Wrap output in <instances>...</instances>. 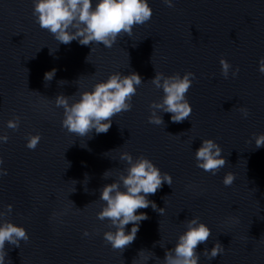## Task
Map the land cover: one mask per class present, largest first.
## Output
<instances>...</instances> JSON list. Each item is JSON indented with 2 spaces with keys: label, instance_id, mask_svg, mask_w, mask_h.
I'll use <instances>...</instances> for the list:
<instances>
[{
  "label": "water",
  "instance_id": "obj_1",
  "mask_svg": "<svg viewBox=\"0 0 264 264\" xmlns=\"http://www.w3.org/2000/svg\"><path fill=\"white\" fill-rule=\"evenodd\" d=\"M149 3L151 20L108 49L77 40L59 45L33 16L34 0H0V134L9 136L0 143L8 169L0 178V210L12 204L6 218L30 236L20 247L6 244L10 261L5 264H132L141 249L155 254L142 264H163L166 249L175 246L186 219L195 216L212 228L207 244L197 248L200 264H264V147L256 149L253 138L264 133V74L259 71L264 0H175L172 8L163 0ZM221 57L232 70L239 67L236 77L231 72L223 77ZM52 69L56 75L45 86V73ZM117 71L143 77L131 111L114 116L107 133L93 130L77 137L62 128L64 109L56 107L55 97L76 93L79 99L80 92ZM156 71L195 73L186 94L193 107L189 119L173 123L170 113H161L165 125L149 123V105L164 95L150 82ZM241 107L249 109L247 118ZM17 115L19 129L8 128L7 121ZM37 133L42 138L30 150L28 134ZM205 138L215 139L227 159L216 175L196 166L195 151ZM122 151L148 157L173 177L171 186L164 183L148 197L166 212L139 209L149 219L140 222L135 241L123 253L104 241V232L115 229L97 218L100 189L127 167ZM229 171L236 180L225 186ZM69 199L83 210L69 209L51 219L53 212L64 213ZM217 240L225 252L209 260L204 249L211 250Z\"/></svg>",
  "mask_w": 264,
  "mask_h": 264
},
{
  "label": "clouds",
  "instance_id": "obj_2",
  "mask_svg": "<svg viewBox=\"0 0 264 264\" xmlns=\"http://www.w3.org/2000/svg\"><path fill=\"white\" fill-rule=\"evenodd\" d=\"M163 2L170 8L175 6V0H163ZM33 16L36 17L42 29L54 36L59 45H67L77 40L83 46L92 45L95 42L111 49L119 37L125 34L131 37L135 26L143 25L151 20L153 9L149 0H97L95 5L93 0H34ZM57 49L50 52L55 53ZM92 51H94L93 48H91ZM86 59L88 61V57ZM220 64L221 74L226 79L230 72L233 77H236L240 71L239 67L232 70L231 63L224 57H221ZM26 70L28 72V69ZM56 71L52 69L45 73V86H48L47 82L55 77ZM259 71L264 74V57L260 58ZM194 78L195 73L192 71L185 72L183 76L179 72L166 75L162 71H156L150 82L156 89H162L164 95L160 100H154L149 105L151 110V115L148 117L149 123L157 126L165 125L161 113H170L173 123H182L189 119L193 107L186 94ZM65 82L67 81L60 80L58 83ZM142 83H144L143 77L135 71L127 75L117 71L113 72L107 80L98 81L91 90L80 92L79 99H76V93L71 96L58 94L54 101L56 107L64 109L62 128L77 137L88 136L93 130L96 134L107 133L112 126L114 116L131 111L132 99ZM239 111L245 118L250 114L247 107H241ZM20 123L21 117L17 115L7 121V127L18 130ZM41 138L39 133L28 134L26 147L35 150ZM253 138L256 149L264 147V133L259 135L253 133ZM8 140L9 136L6 133L0 134V143H6ZM222 153L223 148L215 139L205 138L195 151L196 166L216 175L227 164V159ZM120 160L126 162L127 167L119 173L114 182L100 189L99 201L103 204L102 210L97 213V218L101 221L107 219L110 222V229H115L104 232V241L114 250L123 253L135 241L140 222L149 219L147 213L138 212L139 209H147L151 206L161 216L166 212L165 208L158 207L155 201L148 197L161 189L164 183L171 186L173 177L171 173L162 172L151 159L144 155L134 158L131 152L122 151ZM3 165L4 159L0 156V178L8 174V169ZM110 174V169L106 170L103 178H107ZM235 180L236 174L229 171L223 178V184L231 186ZM73 181L76 184V181ZM85 182L87 184V177ZM75 191L76 188L72 192ZM85 191H88L87 187ZM69 209H75L76 212L83 210L77 208L70 200L64 213L53 212L51 219L66 214ZM12 210V204H8L5 210H0V264H5L6 260L10 261L6 244L20 247L21 242L27 243L30 239L24 226L6 218ZM229 219L232 223H239L238 217ZM130 223L132 227L128 232L126 226ZM185 223L186 231L179 235L173 248L166 249L163 264H200L201 253L197 251V248L200 244H207L212 235V228L202 222L199 216L186 219ZM83 235L89 236L90 233L85 230ZM224 252L225 247L217 240L211 250L205 247L203 255L212 260ZM154 255L149 250L141 249L138 258H134L132 264H142Z\"/></svg>",
  "mask_w": 264,
  "mask_h": 264
}]
</instances>
